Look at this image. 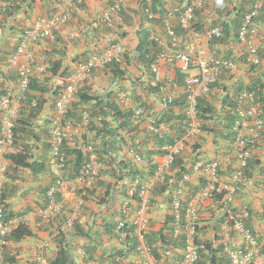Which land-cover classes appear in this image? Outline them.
<instances>
[{"label":"trees","instance_id":"1","mask_svg":"<svg viewBox=\"0 0 264 264\" xmlns=\"http://www.w3.org/2000/svg\"><path fill=\"white\" fill-rule=\"evenodd\" d=\"M44 1H47L48 7L46 14L54 11L50 7H58L61 2V0ZM112 1L107 0L109 3H112ZM33 2L34 0H0V16L4 19L14 16L22 9L23 5L27 9H33ZM84 5L85 0H82L81 3L73 0L72 16L74 17L75 12L83 10ZM254 8L256 14L250 21H263L264 0H225L218 7H214L213 3L207 2L201 9H197L194 12L191 28L196 31H203L206 26H219L222 35L209 42V49L218 58L239 63V67L244 70V78L238 77L228 83L231 75L221 71L218 79L210 85V91L197 98L195 110L200 121L198 139L190 144L184 143L185 147L187 146V151L184 150L181 154L175 155L163 180L156 181L151 187L149 206L156 208L163 204L167 208L166 211H169L164 214L158 228L150 229L143 233L142 236L143 243L156 259L162 257V252L166 248H174V259L175 261L179 260L178 251H180L182 246L183 232L179 236H174L173 230L177 222L180 223L183 230L186 227L185 213L187 203L195 192L204 186L205 179L198 177L196 182L187 183L177 209L179 213L177 220L175 219V209L172 205V200L182 176L185 173H192L193 165L199 160L210 158L202 146L208 140L213 145V159L218 162L219 175L229 178L237 169V166H235L237 158V151L234 146L235 137L237 132L250 120L244 119L239 115V108L247 106L245 103L238 107V96L244 90L254 92L259 116L263 123L254 149H264V62L259 65H251L246 60L245 52L241 55L238 50L236 53L234 52V48L244 49L238 39L237 32L247 15ZM168 12L165 0H138L136 8L134 7L129 13H126L125 22L127 23H130L129 18L137 16V43L134 48L125 50L122 53L121 62L107 64L101 69L105 74L112 77V81L117 80L120 84H118V90H126L124 85L121 84L126 79H130L126 75L130 73V68H133L141 72L140 78L134 77V83L137 80L142 83V88L146 93L158 95L161 93V87L165 84L160 81L156 86L151 85V81L154 78L151 66L156 63L159 65L158 55L171 46L172 42L168 37L163 39V43L157 42L151 38V35H163L164 20L167 18ZM171 23L174 26L175 34L182 37V39H179L182 46L186 40L182 36L184 31L177 26L176 17L171 18ZM26 29L27 27L17 29L11 27L10 31L13 35H18V32L22 35ZM104 32L111 34L112 39L104 42H101V39H89L92 45L91 50H100V46L118 42L117 37L119 36L120 38L125 31H120L119 29V31L112 32L106 29H99L94 33ZM21 35L16 39L19 40ZM89 36L84 35L82 38ZM15 48L16 46L0 49V65L8 64V59L14 53ZM86 52L82 51V53L74 57L72 62L67 64L64 63L66 56L63 51L52 50L45 54L48 57L43 60L47 66L46 71L41 75L33 76L28 83L27 89L20 96L18 117L14 128L15 147L6 155V159L9 162L6 172L7 178H10V171L16 172L18 168H23L33 175L47 174V183L52 180L48 173V156H46V153L49 152L47 135L51 117H53V110L50 113V119L46 120L45 126L41 127L39 131L33 129V120L47 106L54 107V99L59 90L64 87L65 78L73 68L72 64L75 65L79 60L87 57ZM261 57L264 58V53H261ZM172 71L174 73V84L181 85L184 74L175 67L172 68ZM133 86L130 85L131 90L134 89ZM115 92L90 93L86 85L79 89L65 114V119L76 125L81 121L82 113L87 112L88 120L86 124L80 126L78 135L73 136L72 145H63V150L67 156L66 175L71 178L78 174L86 160L87 152L84 147L87 144L93 146L100 166L99 176L92 187L86 189L83 194L78 191V194L85 202L94 200L98 205L109 206L110 203H114V205L107 213L108 217L102 218L99 224L92 223L89 229H84L82 224L75 218L71 229L62 231L61 228L65 216L68 214L65 207L61 213L48 220L45 229L48 226L51 227L49 235L53 250L49 256H45V264H83L85 259L106 261V264H124L129 262V256L138 255L137 248L140 241L134 234L133 227L127 223L119 232L115 231L116 224L121 216L120 208L115 206V204L119 205V203H116V197L118 193L125 194V183L133 182L134 179L138 178L139 184L136 185L133 195H130V199L138 203L137 189L140 184L142 185L150 176L154 175L158 165L156 158H160L163 154L161 149L163 143L183 138L187 126L185 115L183 114V96L179 95L176 97L168 107L156 110L152 104L146 103L133 90L128 93V96L134 101L140 102L144 107L143 114L136 116L131 109L123 108L118 104ZM125 92H128V88ZM3 93L5 91H0V95ZM149 119L156 122L165 121L169 123V133L159 136L144 129ZM149 142H152V145H149ZM122 148L126 152L138 153L142 162L135 163L126 156V152L120 153ZM218 151H221L220 154H215ZM217 155L221 156L218 157ZM225 157L234 159L231 160L230 158L227 161L228 159ZM263 174L264 161L251 152L245 167L241 170L239 187L251 181L255 177L254 175ZM255 183L253 182V184ZM4 191H10L6 182L0 193V203H2L5 212V219L21 218L26 213V210H11L7 204L2 202L5 199ZM39 191L43 195L44 200L40 208L44 209L47 206V201L44 198L46 187L41 188ZM213 199L221 201L222 194L214 196ZM221 210L218 216L213 217L211 214L210 219L201 220L195 225L193 237L198 251V260L195 264H229V259L222 250V246L216 243L218 239L216 232L221 221L225 219L231 221L238 210L229 205H223ZM249 218L250 212L244 220L245 225L248 227H250ZM209 231L214 232V240L205 239L204 235ZM31 236H34L33 228L29 227L24 221L18 220L17 224L13 225L7 240L17 243ZM104 238L116 240L119 246L101 247ZM71 239L80 240L79 247L85 255L79 260L72 253ZM261 254V257H255L250 264H264V249ZM4 259L11 263L17 262V259L12 255L4 254ZM169 261V259L165 260L167 264ZM32 263L34 262L31 261L27 264Z\"/></svg>","mask_w":264,"mask_h":264},{"label":"built area","instance_id":"2","mask_svg":"<svg viewBox=\"0 0 264 264\" xmlns=\"http://www.w3.org/2000/svg\"><path fill=\"white\" fill-rule=\"evenodd\" d=\"M80 2L82 0H75ZM205 0H182L176 17L177 26L184 31L186 39L182 46L180 45L181 36H177L174 26L171 23L172 13L169 12L164 20L163 35L152 34L151 38L157 42L163 43V39H171V46L158 55V61H167L175 64L177 69L184 74L182 83L183 96V114L185 115L186 129L183 138L173 142H165L161 146L163 151L156 171L146 182L137 189L139 205L134 215L130 216L129 201L124 200L121 206L122 218L117 223L116 230L123 228L127 222L134 228L138 234L140 244L137 248L139 257L142 259L140 264H167L165 260H170L168 264H195L198 260V251L194 242L195 225L200 221L198 205L214 196L222 194V200L230 202L237 192V186L241 179V170L245 167L248 157L256 144L259 130L262 128V119L259 116L258 105L255 102L253 91H242L238 96V107L247 104L246 107L239 108V115L244 119H250L245 126L240 129L235 137L234 146L237 151L238 165L237 169L231 174L228 180L221 179L218 173V162L213 158L202 159L193 165L192 173H185L177 185L172 205L175 209V219L179 218L177 209L179 208L181 197L186 189L187 183L191 182L194 172H200L205 179L204 186L195 192L190 198L186 207V227L181 228L179 222L175 224L173 234L179 236L183 232L182 246L178 254L179 260L175 261V249L166 248L162 252V257L156 259L149 252V249L142 241L143 233L149 231V217L146 209L150 201V190L156 181H162L167 174L168 169L175 155L181 154L185 148L184 143L193 141L200 133V121L196 115L197 98L210 91V85L217 80L221 71L233 70L236 64L232 61L218 58L214 52L208 51L202 46L195 45L197 41H210L222 35L221 28L217 25L204 28L203 31L192 30L191 21L194 11L204 4ZM214 5H221L225 0H213ZM138 0H114L106 4L100 11L95 13L87 23L72 30L68 38L78 39L83 35H91L99 29L109 31H119L126 26L125 17L129 13V8H136ZM73 0H61L57 10L50 14L37 16L31 25L21 35L16 45L14 53L8 59V65L12 67L16 75L15 91L6 90L0 95V178L6 167V155L15 147V121L18 117L20 96L27 89L28 83L33 76L41 75L46 71L44 59L37 62L36 58L30 53L32 44L39 43L44 39H54L55 32L63 25L68 24L72 19ZM256 14L255 8L247 15L244 23L238 29V39L245 47L246 60L251 65H259L262 61L260 52L264 53V20L252 22L250 19ZM164 45V44H163ZM100 50H91L85 59L79 60L65 78L64 87L59 90L54 99L53 117L48 129L47 142L49 144V154L47 159L48 173L52 178L47 186L45 199L47 206L41 211L44 220H50L62 212L63 201L69 193L80 191L81 194L86 189L92 187L96 182L100 166L97 162V156L91 144H87L86 160L82 164L78 174L71 178L66 175L67 156L63 150V145H72L73 136L78 135L81 125L86 124L88 120L87 112L82 113L81 121L73 125L65 119V114L70 108L79 89L85 86L89 76L98 69H102L107 64L121 62L123 47L119 43H110ZM154 78L151 85L155 86L162 78L159 65L151 66ZM1 75V72H0ZM167 85L174 86L173 76L165 77ZM165 83V84H166ZM113 86H118L117 80L112 81ZM163 90V89H162ZM175 96L168 90L160 93L159 103L162 108L168 107ZM116 100L123 108H129L134 115L140 116L144 112V107L138 101H134L128 96L127 92L116 91ZM147 128L159 136L169 133V123L165 121L156 122L149 119ZM129 158L135 163H141L142 159L138 153L128 152ZM139 179L136 178L127 189L128 195H133ZM58 194V196H57ZM264 200V199H263ZM79 204V203H78ZM248 210L243 207L230 220H225L219 231L218 244L229 259V264H250L252 260L261 255V248L257 241V236L252 229L245 225L244 220L248 217ZM74 223V216L69 215L65 218L61 230H69ZM12 227V222L5 219L4 210L0 204V264H26L23 258L17 262L11 263L4 259L3 248L6 244ZM235 233L241 238V244L237 248H232V234ZM77 254L82 255L83 251L78 247ZM131 257V256H129ZM38 264H44L45 259L37 257ZM118 260V258H116ZM130 262V263H129ZM124 264H136L129 260ZM34 263V264H37ZM83 264H99L95 260L85 259Z\"/></svg>","mask_w":264,"mask_h":264},{"label":"crops","instance_id":"3","mask_svg":"<svg viewBox=\"0 0 264 264\" xmlns=\"http://www.w3.org/2000/svg\"><path fill=\"white\" fill-rule=\"evenodd\" d=\"M166 5L169 10H172L179 2V0H165ZM106 0H85V5L83 10L75 12L76 14L72 17L71 21L68 24L63 25L55 32L54 39H44L39 43L32 44L30 47V53L36 58V61L39 62L45 59L47 56L45 55L49 51H63L65 53L66 58H64V63H69L74 60V57L78 54L82 53V51H87L86 54L88 55L89 51L91 50V42L89 39H101V42L107 41L108 39H112V35L109 33H97L91 34L87 38H80V39H69V33L79 28L80 26L84 25L88 22L90 17H92L96 12L101 10L105 6ZM33 9H27L25 5L22 6V9L15 14L14 16L2 18L0 16V49L11 48L17 45V37L20 36V32L18 35L10 31L11 27L13 28H22V27H29L33 20L39 16L44 15L47 13V1L44 0H34L33 2ZM57 10L56 6L50 7V9ZM131 9V8H129ZM130 23H127L124 29L120 31H125L124 34L119 38L117 37L118 42L123 47V50H130L134 48L137 43V24L138 19L137 16L129 18ZM157 32V31H156ZM159 33V32H158ZM17 35V36H16ZM161 35V34H160ZM198 46H203L205 48L209 47L206 41L199 40L197 43H194ZM238 48H234V52ZM1 54V53H0ZM48 58V57H47ZM84 57L83 59H85ZM264 62V59L263 61ZM74 66V64H72ZM159 69L163 78L166 76H174L172 68L175 67V64L172 62L167 61H160ZM0 91L10 90L12 92L15 91V84H16V75L15 71L12 67L8 64L0 65ZM227 75H231L229 78V82H232L234 79L238 77H243L244 70L239 67L235 70H226ZM140 71L130 68V73L126 75V77H130V79H126L123 81L124 88L127 90L128 93L131 91H136L137 94L140 96L142 100H144L148 104H152L156 110L162 109L159 98L160 94L154 93H146L142 88V83L138 80L134 83V77L140 78ZM142 79V78H141ZM135 84L133 86V84ZM86 87H88V91L90 93H103L104 91H112L115 92L118 86H113L112 84V77L108 74H105L101 69L95 70L88 78L86 82ZM130 85L133 86V90H131ZM115 90V91H113ZM123 90L122 91H126ZM170 92L175 96L178 97L181 95L182 92V84L174 85ZM116 95V92H115ZM116 98V96H115ZM51 109V111H50ZM53 108L50 106L44 109L35 120H33V129L39 131L41 127L45 126L46 120L50 119V113L52 112ZM48 123V122H47ZM147 131H150L147 128V125L144 127ZM151 132V131H150ZM198 137L196 138V140ZM44 140V139H42ZM186 144H190V142H186ZM38 146H40L37 143ZM149 145H152V142H149ZM125 148V147H124ZM122 148L120 153L126 152V148ZM203 150L208 154L210 158H213V145L208 140L203 146ZM187 151V146L185 148ZM221 151H218L220 154ZM41 153V151H40ZM256 154L262 161H264V149L253 148L252 154ZM49 152L46 153L48 156ZM220 157L221 155H217ZM229 161L234 159L232 157H225ZM156 161H160V158H156ZM225 163V162H224ZM238 160L236 158L237 166ZM234 166V167H235ZM253 179L249 182H246L244 186L238 187V192L234 197L233 201L230 203L217 201L212 199H206L202 201L198 205V213L201 220H207L209 217L212 216L216 217L222 211L221 208L223 205H229L232 208H236L240 211L243 207H247L248 211L250 212L249 224L250 227L254 230L257 235V239L260 245V248L264 249V174L263 175H254ZM198 177H202L200 172H194L192 175V182H196ZM222 180H227L224 175L220 176ZM14 178V179H13ZM204 178V177H203ZM2 188L4 183L8 184L10 191L5 192V199L2 201L3 203L7 204L11 210L18 211V210H26V213L19 218L20 221H24L29 227H32L34 230V236L26 237L23 240L12 243L8 241L6 244V248L4 250L6 255H15L16 258H23L25 259H33L35 263L38 262L36 255L41 254L42 257L49 256L51 251L53 250V244L51 242V237L49 232L51 227L48 226L45 229L46 223L44 221L43 216L41 215V208L40 205H43V195L40 193L41 188H45L48 182L47 174H31L27 169L18 168L16 172L10 171V178L3 179ZM253 182H256L253 184ZM100 193V192H99ZM77 197L75 193H69L66 195V198L63 201L65 209L73 210L76 219L82 224L84 229H89V226L92 223L99 224L102 221V218L108 217V212L113 207L114 203H110L109 206L98 205L94 200H89L81 208H75L77 206ZM123 199L118 195L116 197V203H121ZM139 203H136L134 200H129V211L130 216L134 215L136 208L138 207ZM116 207H119L118 204H115ZM165 206V205H164ZM163 204H160L156 208H151L149 205L147 206V216L149 217V230L156 229L160 225V221H162L164 214L166 212V207ZM70 214V213H69ZM67 214V215H69ZM94 214V215H93ZM96 214V215H95ZM207 222V221H205ZM42 229H39V226ZM96 226V225H95ZM106 237V236H105ZM213 237V236H212ZM107 238V237H106ZM103 239V245L107 246L108 248L113 246H119L118 242L114 239ZM71 244L73 247V255L74 257L79 260L81 255L77 254V249L80 244V240L71 239ZM241 244V238L239 235H235L232 237V247L237 248ZM100 247V248H101ZM261 250V251H262ZM20 251V252H19ZM142 257L138 256H131L129 260H133L136 264H140L139 261ZM99 264H106V261H99ZM31 261H29L30 263ZM141 262V261H140ZM38 264V263H37Z\"/></svg>","mask_w":264,"mask_h":264},{"label":"clouds","instance_id":"4","mask_svg":"<svg viewBox=\"0 0 264 264\" xmlns=\"http://www.w3.org/2000/svg\"><path fill=\"white\" fill-rule=\"evenodd\" d=\"M113 1H114V0H113ZM113 1H112V2H113ZM181 1H182V0H179L178 5L175 6L172 10H169V9H168L169 12L172 13V17H171V18H175V17H177V15H178V11H175V9H176V8H180L179 6H180V4H181ZM207 2H211V3L214 4V1H213V0H205V1H204V4H203L200 8H198V9H201V8L205 5V3H207ZM106 4H110V3L107 2V0H106L105 5H106ZM218 6H219V5H217V6L214 5V7H218ZM131 9H132V8H131ZM131 9H130V10H131ZM196 10H197V9H196ZM99 11H100V10H99ZM169 12H168V13H169ZM194 12H195V11H194ZM96 13H97V12H96ZM193 16H194V15H193ZM90 18H91V17H90ZM192 20H193V18H192ZM126 24H127V22H126ZM191 24H192V21H191ZM206 27H208V26H206ZM206 27H205V28H206ZM209 27H211V26H209ZM190 29H192V28H190ZM106 30H107V29H106ZM192 30H194V29H192ZM108 31H109V30H108ZM83 36H84V35H83ZM83 36H82V37H83ZM82 37H80V38H82ZM80 38H78V39H80ZM73 40H76V39H73ZM210 41H211V40H210ZM210 41H208L207 44H209ZM114 43H115V42H114ZM116 43H119V42H116ZM119 44H120V43H119ZM100 47H104V46H100ZM202 47H203V46H202ZM204 48H205V47H204ZM240 48H241V47H240ZM206 49H207L208 51H211V49H209V47H207ZM90 51H91V50H90ZM238 51L241 52L240 55H241L242 53L245 52V56H246V50H245V47H244V49H241V50H239V48H238ZM123 52H124V51H123ZM212 52H213V51H212ZM261 53H263V52H260V57H261ZM237 55H238V54H237ZM261 59H262V61H263L264 58L261 57ZM229 61H232V60H229ZM262 61H261L260 63H262ZM232 62H234V63L236 64V68H235V69L239 68V63H237V62H235V61H232ZM159 63H160V61H159ZM157 65H158V64H157ZM176 69H177V67H176ZM235 69H233V70H235ZM224 71H226V70H224ZM229 71H231V70H229ZM172 76H173V75H172ZM173 78H174V76H173ZM217 79H218V78H217ZM160 81H161V82H164V84L166 83L165 78H162ZM160 81H159V82H160ZM155 86H156V85H155ZM172 87H173L172 85L169 86V85H167V83H166L163 87H161V92H162L163 90H165V91H166V90H167V91L169 90V91H170V89H171ZM162 89H163V90H162ZM175 98H176V97H175ZM195 140H196V139H195ZM195 140H193V141H195ZM193 141H189V142L192 143ZM185 148H186V147H185ZM185 148H184V150H185ZM184 150H183V151H184ZM252 150H253V149H252ZM127 153H128V152H126V156L129 158V156H128ZM7 162H8V160H7ZM157 162H159V161H157ZM237 165H238V164H237ZM8 166H9V162H8V164H7V167H6V169H5V171H4L3 175H2V177L0 178V193H1V190H2V184H3L2 181H3L4 178L7 177V176H6V174H7L6 172H7V170H8ZM220 176H221V175H220ZM230 176H231V175H230ZM230 176H229V177H230ZM49 177H50V175H49ZM228 179H229V178H228ZM228 179H227V180H228ZM240 180H241V179H240ZM51 181H52V180H51ZM51 181H50L49 183H47L46 188H47V186L51 183ZM96 181H97V180H96ZM225 181H226V180H225ZM239 183H240V182H239ZM126 184H127V185H126ZM124 185H125V186H124V187H125V188H124V193H125V194H121V193L119 194V193H118V195L121 197V199H123L122 202L119 203L120 214H121L120 218L123 217V215H122V213H121V209H122L121 206H122L123 201H124V200H128V201L131 200V199H130V195L127 194V189L129 188L130 185L132 186V182H130V183H125ZM238 187H239V184H238V186H237V192H238ZM120 189H121V188H120ZM122 189H123V188H122ZM45 192H46V191H45ZM237 192H236V194H237ZM236 194L234 195V197L236 196ZM75 196H78L77 199H76L78 202H77V206L75 205V208H77V209H78V208H81V207L84 205V203H86L87 201L85 202V200H83V199L80 197V195L78 194V191L75 192ZM234 197H233V199H234ZM44 198H45V197H44ZM83 201H84V202H83ZM221 201H222V202H225V201H223L222 199H221ZM232 201H233V200H232ZM232 201H230V202H232ZM230 202H228V203H230ZM78 203H79V204H78ZM138 203H139V202H138ZM226 203H227V202H226ZM0 204H1V206H2V203H0ZM148 205H149V204H148ZM2 208H3V206H2ZM63 208H64V204L62 205V210H63ZM246 208H247V207H246ZM3 210H4V209H3ZM42 210H43V209H41V211H42ZM247 210H248V209H247ZM67 212H68V214L70 213L69 215L74 216V221H75V218H76V217H75V215H74L73 210H69V211L67 210ZM146 212H147V209H146ZM238 212H239V211H237V213H238ZM4 213H5V212H4ZM248 213H249V211H248ZM69 215H67V216H69ZM248 215H249V214H248ZM67 216H65V218H66ZM120 218H119V220H120ZM210 218H211V217H209V219H210ZM6 220H7V219H6ZM18 220H19V218H16V219H9L8 221L12 222V227H13V225L17 224ZM20 220H21V219H20ZM119 220H118V221H119ZM225 220H227V219H225ZM225 220L221 221V223L219 224V227H218L219 229H218V231L216 232V235L218 236V239H219V231H220V227H221L222 223H223ZM44 221H45V223L47 222V220H44ZM200 221H201V219H200ZM200 221H199V222H200ZM117 223H118V222H117ZM127 223H128V225H130L129 222H127ZM127 223H126V225H127ZM38 226H39V229H42V228L40 227L41 225H38ZM116 226H117V224H116ZM12 227H11V229H12ZM70 229H71V228H70ZM70 229H69V230H70ZM121 229H122V228H121ZM251 229H252V228H251ZM119 230H120V229L116 230V227H115V231H116V232H119ZM10 231H11V230H10ZM133 231H134V228H133ZM252 231H253V229H252ZM209 232H212V233H211V235L213 236V237H212V238H213L212 240H214V232H213V231H209ZM9 233H10V232H9ZM254 233H255V232H254ZM134 234L138 237V240L140 241L139 236H138L137 233H135V231H134ZM8 235H9V234H8ZM235 235H236V234L233 233V234H232V237H233V236L235 237ZM255 235H256V233H255ZM256 236H257V235H256ZM218 239H217V240H218ZM217 240H216V243L218 244ZM7 243H8V240H7V237H6V244H7ZM6 244L4 245V248H3V257H4V254H5L4 250H5V248H6ZM231 246H232V245H231ZM79 248H80V247H79ZM232 248H233V247H232ZM261 250H262V249H261ZM82 251H83V250H82ZM261 253H262V251H261ZM15 255H18V254H17V253H14V254H13L14 258H16ZM83 255H85V254L83 253V254L80 256V258L83 257ZM259 256L261 257L262 254L259 255ZM36 257H41V258L45 259V257H42V256H41V254L36 255ZM138 257H139V256H138ZM16 259H17V261H18L19 258H16ZM78 259H79V258H78ZM91 260H95V259H91ZM24 261H25V263L27 264L29 261H33V259H31V258H30V259H25ZM95 261H97V260H95ZM33 262L35 263V261H33ZM97 262H98V261H97ZM34 263H32V264H34ZM45 263H46V260H45ZM45 263H44V264H45ZM98 263H99V262H98Z\"/></svg>","mask_w":264,"mask_h":264},{"label":"rangeland","instance_id":"5","mask_svg":"<svg viewBox=\"0 0 264 264\" xmlns=\"http://www.w3.org/2000/svg\"><path fill=\"white\" fill-rule=\"evenodd\" d=\"M212 232H208L204 235L205 239H209V240H212V235H211ZM20 252V251H19ZM21 259V258H20Z\"/></svg>","mask_w":264,"mask_h":264}]
</instances>
